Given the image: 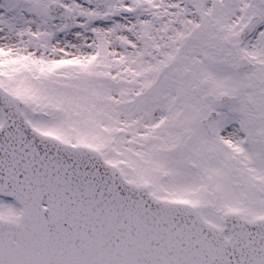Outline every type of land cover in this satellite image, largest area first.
Masks as SVG:
<instances>
[{"label": "snow or ice", "instance_id": "1", "mask_svg": "<svg viewBox=\"0 0 264 264\" xmlns=\"http://www.w3.org/2000/svg\"><path fill=\"white\" fill-rule=\"evenodd\" d=\"M0 264H264V0H0Z\"/></svg>", "mask_w": 264, "mask_h": 264}]
</instances>
